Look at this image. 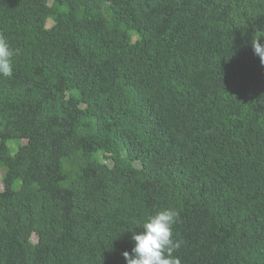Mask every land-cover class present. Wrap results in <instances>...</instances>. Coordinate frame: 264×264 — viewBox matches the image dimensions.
<instances>
[{
  "label": "trees",
  "instance_id": "1",
  "mask_svg": "<svg viewBox=\"0 0 264 264\" xmlns=\"http://www.w3.org/2000/svg\"><path fill=\"white\" fill-rule=\"evenodd\" d=\"M0 36V264H126L164 209L181 264H264V0H0Z\"/></svg>",
  "mask_w": 264,
  "mask_h": 264
},
{
  "label": "clouds",
  "instance_id": "2",
  "mask_svg": "<svg viewBox=\"0 0 264 264\" xmlns=\"http://www.w3.org/2000/svg\"><path fill=\"white\" fill-rule=\"evenodd\" d=\"M253 50L264 64V44L260 39L253 40ZM12 56L8 41L0 36V75L12 76ZM178 217V211L164 209L147 217L142 225H137L142 230L133 231L134 247L131 252L125 250L122 253L126 264H181V259L175 255L181 243L174 240V225Z\"/></svg>",
  "mask_w": 264,
  "mask_h": 264
}]
</instances>
